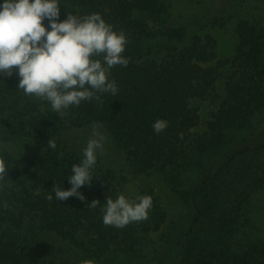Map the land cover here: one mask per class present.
Instances as JSON below:
<instances>
[{
  "label": "trees",
  "instance_id": "16d2710c",
  "mask_svg": "<svg viewBox=\"0 0 264 264\" xmlns=\"http://www.w3.org/2000/svg\"><path fill=\"white\" fill-rule=\"evenodd\" d=\"M60 3L61 21L68 11L99 13L123 30L129 63L111 69L116 96L58 114L18 89V75H0V143L20 150L0 149L10 166L0 264H264V25L238 20L234 51L220 58L215 35L187 39L183 28L161 33L166 43L153 34L152 50L144 17L159 18L163 0ZM203 102L213 108L206 119ZM157 119L169 122L159 135ZM93 125L106 140L92 185L79 190L86 200L59 202L52 187H71ZM122 172L153 207L146 221L105 226L106 197H138L124 193Z\"/></svg>",
  "mask_w": 264,
  "mask_h": 264
},
{
  "label": "clouds",
  "instance_id": "9594fccd",
  "mask_svg": "<svg viewBox=\"0 0 264 264\" xmlns=\"http://www.w3.org/2000/svg\"><path fill=\"white\" fill-rule=\"evenodd\" d=\"M60 0H3L0 3V75L19 77L18 89L48 105L51 113L78 107L84 101H101L103 94L116 96L119 87L111 80V69L127 67L124 55L129 40L123 30L117 31L99 13L86 15L68 11L60 20ZM44 21H47V26ZM169 126L165 119L152 124L155 134ZM106 137L93 125L92 135L82 149V159L67 177L71 187H52L59 202L76 197L85 201L79 190L91 186L98 154L104 151ZM47 147L55 149L49 139ZM9 164L0 156V187L8 183ZM50 202L51 194L46 197ZM103 224L124 228L146 221L153 207L152 197L140 195L130 199L124 194L116 199L106 197ZM99 200L88 207L96 208ZM7 205H5L6 207ZM81 264H95L83 260Z\"/></svg>",
  "mask_w": 264,
  "mask_h": 264
},
{
  "label": "rangeland",
  "instance_id": "374dc122",
  "mask_svg": "<svg viewBox=\"0 0 264 264\" xmlns=\"http://www.w3.org/2000/svg\"><path fill=\"white\" fill-rule=\"evenodd\" d=\"M166 11L159 17L146 15L144 21L148 28L149 46L153 50V34L158 43H166V37H160L168 28L181 29L189 39L194 34L204 35L212 33L219 41L220 58L230 56L237 42L235 26L238 20L247 19L264 25V0H163ZM212 106L207 102L201 103V114L208 118ZM0 149L18 153L20 150L10 144L0 143ZM106 153V152H105ZM118 177L123 178V191L128 196H138L140 190L136 186L129 172H122ZM260 227L264 230V216L260 220ZM178 228L180 223H178Z\"/></svg>",
  "mask_w": 264,
  "mask_h": 264
}]
</instances>
